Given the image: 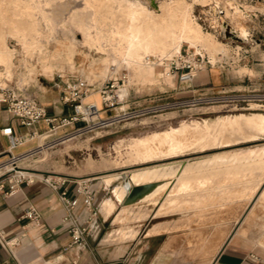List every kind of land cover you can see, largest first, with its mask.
<instances>
[{"label": "rangeland", "instance_id": "374dc122", "mask_svg": "<svg viewBox=\"0 0 264 264\" xmlns=\"http://www.w3.org/2000/svg\"><path fill=\"white\" fill-rule=\"evenodd\" d=\"M229 1L0 0V52L3 51L0 54L8 52L14 56L11 61V78L1 79L0 88H11L53 113L65 108L66 114L72 113L63 104L69 87H89L91 94L83 102L102 109L99 118L107 121L106 127L61 144L56 143L57 136L44 133L38 140V148L21 155L18 154L23 150L21 148L14 152V156L19 159L15 170L30 175L90 180L91 185L98 183L99 189L102 187V178L106 176L107 186L111 188L108 189V197L112 196V190L116 194L111 203L120 204L122 212L135 214V219L142 220L126 224L142 232L140 242L128 244L135 245L129 249L133 250L134 257L145 255L151 263L167 260L190 263L201 261L208 264L227 238L234 232L241 233V230V234L258 247L257 250L261 253L264 251V205L258 202L264 194V132L246 124L244 120L239 121L231 128L239 134L240 140L224 139L209 146L221 133H227L228 129L218 128L215 124L209 129L205 126V122L211 123L222 118L234 121L239 115H264V14H246L248 34L242 36L237 33L248 43L244 45L234 42L222 34L223 22L234 29L232 13L226 9ZM248 2L253 5L264 4V0H237L238 6ZM85 8L88 9L83 10ZM144 10L156 21L152 23L151 18L142 15ZM168 11L171 15L164 20L165 24L173 28L175 39L179 37L178 30L186 19L209 37L210 40L207 37L201 47L202 52H195L183 42L181 53L176 55L173 53V41L167 42L164 29L160 31V28L156 33L155 22L162 21V16ZM74 12L85 14L89 24L100 15L98 20L103 36L106 37L111 30L134 31L132 34L138 36L143 44L151 33L168 43L170 46L167 52L172 55L168 70L170 81L145 84L133 79L126 85L127 99L124 100L126 96L121 98L119 90L124 85L122 81H125L121 71H108L100 55L83 46L82 33L71 23ZM46 20L49 21L51 31ZM116 26H119L118 29ZM151 46L144 50L148 54L153 52L146 56L154 61V53L161 55L162 50L155 45ZM70 48L76 51L72 59H75L79 71L56 72L53 79L44 76L41 72L42 60L66 59V55H70ZM182 52L185 55L189 53L204 57L205 66L202 71L209 70L221 76L223 73L224 86L216 89L200 86L199 74L194 83H181L171 66L172 59L181 57ZM82 56L87 59L81 65ZM91 73H96V77ZM87 78H92L94 82H87ZM107 82H120L114 94L124 100H119V106L111 110L104 109L102 102L101 88ZM253 97H257L260 102H253ZM237 99L240 101L237 102ZM68 108L70 111H66ZM84 126L81 123L62 128L58 135ZM173 138L184 140L187 148L177 155L147 161L143 159L148 148L159 147L162 143L166 145ZM5 168L12 170L14 167L6 164ZM133 174L139 176V180L147 174L152 175L149 182L144 184L143 192L142 185L126 191L125 197L139 199L132 205H126L124 199L117 195L116 188L124 185L123 176L128 179ZM109 179L112 181L109 182ZM166 201L169 203L168 210L164 209ZM131 207L138 212L131 211ZM114 220L115 217L111 223ZM167 223L174 224V228L146 237L145 230L151 225Z\"/></svg>", "mask_w": 264, "mask_h": 264}, {"label": "crops", "instance_id": "0c3cea01", "mask_svg": "<svg viewBox=\"0 0 264 264\" xmlns=\"http://www.w3.org/2000/svg\"><path fill=\"white\" fill-rule=\"evenodd\" d=\"M198 82L200 86L211 89L221 88L225 84L223 73L221 76L220 73L209 70L199 73ZM64 109L54 113L47 110L50 115L66 116L68 112L65 114ZM6 128H12L16 136L27 140L21 147L23 150L18 153L20 155L39 147V139H29L32 132L42 135L49 129L45 123H40L35 130H27L6 107L0 106V164L7 161L10 148L8 137L2 133ZM54 177L58 178L56 180L65 181L66 185L53 190L41 177H36L33 184L19 186L12 196L0 193V231L5 232L7 243L5 248L0 244V264H206L201 261L190 263L167 260L151 263L145 255L134 257L133 250L129 248L135 245L128 244L140 242L142 232L126 224L142 220L135 219V214L122 212L120 204L111 203L116 194L112 190V196L108 197V189L111 188L107 186L106 176L100 182V189L97 187L98 183L92 185V203L87 202V193H78L79 185L87 180ZM65 189L68 190L71 200L78 201L74 217L78 225L88 230L86 246L72 245L69 223L64 222L67 210L61 194ZM258 202L264 205V194ZM31 207L39 213V222L26 219V212ZM134 207L130 210L138 212ZM97 211L99 212L94 215ZM114 217L115 220L111 223ZM117 226L119 227L115 228ZM172 228L174 224L169 223L151 225L145 230L146 237ZM241 233H232L208 264H258L252 256L264 262V251L261 253L257 250L258 247L251 239ZM261 243L263 244L262 241Z\"/></svg>", "mask_w": 264, "mask_h": 264}, {"label": "bare ground", "instance_id": "6f19581e", "mask_svg": "<svg viewBox=\"0 0 264 264\" xmlns=\"http://www.w3.org/2000/svg\"><path fill=\"white\" fill-rule=\"evenodd\" d=\"M96 1V0H95ZM249 1V0H246ZM19 2V1H18ZM31 2V0H30ZM33 2V1H32ZM35 4V3H34ZM87 4V3H86ZM48 5V4H47ZM33 6V5H32ZM36 6V5H35ZM85 6V5H84ZM90 7V6H89ZM36 8H39L36 6ZM172 8V7H171ZM29 9H31L29 7ZM35 9V8H34ZM88 9V8H87ZM86 8L83 10H87ZM95 9V8H94ZM98 9V8H97ZM226 9L227 11H231L232 13V19L231 22L234 26V31L237 33H241L242 36H244V34H248V32H246V23H245V15L246 14H251V15H256L257 13H261L264 14V4H258V5H253V4H249L248 3H244L241 4V6H238L237 4V0H230L228 2V4L226 5ZM22 10V9H21ZM24 10V9H23ZM38 10V9H37ZM96 10V9H95ZM170 10V8H169ZM176 10V9H175ZM174 10V11H175ZM36 11V10H35ZM40 11V10H39ZM34 12V11H33ZM87 12V11H86ZM94 12V11H93ZM143 12V11H142ZM187 12V11H186ZM27 13V12H26ZM45 13V12H44ZM144 16H146V18L148 19H152L151 14L148 11L143 12ZM185 13V12H184ZM21 14V13H20ZM95 14V13H94ZM130 14V13H129ZM128 14V16H129ZM165 15L162 16V21L160 22H155V30L156 33L159 31L158 29H160V31L162 29H164L163 31L166 34L167 37V42L169 41H173L172 43V48H173V53H175L176 55L181 53V49H182V43L186 42L189 45L190 49L195 50V52H202L201 51V47L203 45V43L207 40V37L205 35V33L201 30V28L199 27H195L192 25V23L189 21V19L184 20V22L181 24L180 28H179V39H175V33L174 30L171 26H168L167 24H165V18L167 16H170L171 13L168 11V13H164ZM34 15V14H32ZM37 15V14H36ZM182 15V14H181ZM190 15V14H189ZM26 16V15H25ZM42 16V14H41ZM40 16V17H41ZM47 16V15H46ZM72 16V15H71ZM89 16V15H88ZM92 16V15H91ZM100 16V15H99ZM99 16L93 20L92 24H89L86 20L85 14H73L72 18H71V23L76 27L77 30H79L82 35H83V46L89 48L90 50H94L96 53H98L100 55V57L104 60L107 70L111 71L112 69L116 70H120L121 71V76L125 79V84L120 87L119 90V95L120 97L124 98L127 95V84H130L132 82L133 79H137L138 81H142L145 84H157V83H161V82H168L170 81V77H169V66H170V61L172 58V55L169 54V52H167V49L169 48V44L166 42H163L161 40L158 39V37L151 33L150 37L148 38V40H146V43L143 44V42L141 41V39L138 36H134L132 33L134 32H127V31H115V30H111L110 31V35L108 37L103 36V31L101 29V23H99ZM102 16V15H101ZM173 16V15H172ZM35 17V16H34ZM44 17V16H43ZM95 17V16H94ZM45 18V17H44ZM89 18V17H88ZM101 18V17H100ZM132 18V16H131ZM169 18V17H168ZM177 18V17H175ZM185 18V17H184ZM28 19V18H27ZM147 19V20H148ZM157 19V18H156ZM160 20V18H158ZM165 19V20H164ZM179 19V18H177ZM33 20V18H32ZM152 19V23H153ZM174 20V19H172ZM181 20V19H180ZM183 20V19H182ZM4 21V20H3ZM19 21V20H18ZM101 21V20H100ZM146 21V19H145ZM144 21V22H145ZM156 21V20H155ZM192 21V20H191ZM42 22V21H41ZM47 23V26L49 28V30L51 31V27L50 24L48 23L49 21H45ZM44 22V23H45ZM147 22V21H146ZM150 22V23H151ZM174 23L175 20L173 21ZM194 22V20H193ZM51 23V22H50ZM67 23V22H66ZM118 23V22H117ZM143 23V22H142ZM170 23V22H169ZM173 23V24H174ZM181 22H179L178 24H180ZM43 24V23H42ZM172 24V25H173ZM46 25V24H45ZM52 25V24H51ZM115 25V24H113ZM142 25V24H141ZM35 26V25H34ZM112 26V25H111ZM150 26V25H148ZM154 26V25H153ZM43 27V26H42ZM117 27V26H116ZM119 27V26H118ZM117 27V29H118ZM141 27V26H140ZM113 28V27H112ZM143 28V27H142ZM149 28V27H148ZM116 29V28H115ZM122 29V28H120ZM139 29V28H138ZM141 29V28H140ZM175 29V28H174ZM14 30V29H13ZM128 30V29H127ZM142 30V29H141ZM158 30V31H157ZM38 31V30H37ZM149 31V30H147ZM154 31V30H153ZM162 31V32H163ZM39 32V31H38ZM46 32V31H45ZM105 32V30H104ZM139 32V31H138ZM136 32V33H138ZM146 32V31H145ZM152 32V31H150ZM149 32V33H150ZM142 33V32H141ZM155 33V31H154ZM237 33V34H238ZM163 34V35H165ZM53 35V34H52ZM138 35V34H137ZM145 36V34H144ZM143 36V37H144ZM45 37V36H44ZM141 37V36H140ZM146 37V36H145ZM246 37V36H245ZM56 38V37H55ZM147 38V37H146ZM209 39V37H208ZM26 40V39H25ZM145 40V39H144ZM177 40V41H176ZM210 40V39H209ZM62 42V41H61ZM63 43V42H62ZM41 44V43H39ZM64 44V43H63ZM81 44V45H82ZM68 45V44H67ZM72 45V44H71ZM151 45H155L156 47H159V49L162 50V54L158 55L156 53H154L153 56H155V60L151 61L148 56H146V54H148L147 52H145L144 49H146L148 46ZM219 45V44H218ZM66 46V45H65ZM206 46V45H205ZM208 46V45H207ZM214 46V45H213ZM26 47V46H25ZM152 47V46H151ZM221 47V46H220ZM224 47V46H223ZM222 47V50H223ZM74 48V47H73ZM206 48V47H205ZM4 49V48H3ZM71 49V48H70ZM156 49V48H155ZM204 49V48H203ZM213 49V48H212ZM153 50V49H152ZM209 50V49H208ZM142 51V53H140ZM147 51V50H146ZM216 51V50H215ZM17 52V51H16ZM15 52V53H16ZM20 52V50H19ZM24 52V51H23ZM21 52V53H23ZM43 52V51H42ZM81 52V51H80ZM89 52V50H88ZM152 52V51H151ZM0 53H3L0 52ZM18 53V52H17ZM36 53V52H35ZM53 53V52H52ZM61 53V52H60ZM76 53V51L74 49L70 50V55H66V59L62 58L61 60H55L52 59L50 61L47 60H42L41 64V72L44 76H47L49 78H54V74L56 72H58L59 74H61L62 72H75L77 71V67L75 64V59H72L74 57H72L74 54ZM86 53V52H84ZM90 53V52H89ZM153 53V52H152ZM151 53V54H152ZM216 53V52H214ZM218 53V52H217ZM25 54V53H24ZM28 54H30L28 52ZM83 54V52H82ZM148 54V55H151ZM160 54V53H159ZM16 55V54H15ZM55 55V54H53ZM79 55V54H78ZM95 55V54H94ZM21 56V55H20ZM36 56V55H35ZM64 56V55H63ZM181 56V55H180ZM14 56L11 53H6L5 55L0 54V80L7 78L10 79L11 78V61L12 58ZM34 57V56H33ZM39 57V56H38ZM50 57V56H49ZM57 57V56H56ZM55 57V58H56ZM95 57V56H94ZM24 58V57H23ZM36 58V57H34ZM41 58V57H40ZM39 58V59H40ZM176 58H180V57H174L172 59V62L174 60H176ZM215 58V57H214ZM38 59V60H39ZM43 59V58H42ZM87 58H85L84 56L81 57V65L86 61ZM90 60V59H89ZM33 61V60H32ZM14 63V62H13ZM80 63V62H79ZM102 63V62H101ZM89 65V64H88ZM13 66V65H12ZM14 68V67H13ZM96 68V67H95ZM99 68V67H98ZM103 68V67H102ZM80 69V68H79ZM172 69V68H171ZM86 70V69H85ZM84 70V71H85ZM31 71V70H30ZM79 71V70H78ZM77 71V72H78ZM106 71V72H108ZM90 72V71H89ZM105 72V73H106ZM114 72V73H115ZM104 73V74H105ZM86 74V73H85ZM93 74V73H91ZM96 74V73H94ZM93 74V76H95ZM110 74V73H109ZM108 74V75H109ZM89 75V73H88ZM34 76V75H32ZM92 76V77H93ZM96 77V76H95ZM98 77V76H97ZM197 77V74L195 75V78ZM108 78V77H106ZM99 81V80H98ZM87 82L89 83H93L94 81L92 80V78H87ZM166 84V83H165ZM170 84V83H169ZM2 85V84H1ZM190 85V84H188ZM5 88V87H3ZM103 102V99H102ZM98 109L99 107L96 106ZM257 114V113H256ZM261 114V113H260ZM245 121L246 124H251L252 126H255V128L259 129L260 131L264 132V115L263 116H252V115H239V117H236L234 119V121H228L226 119H218V121H213L211 123L209 122H205V126L206 129H209L213 124H215L218 128L220 127H227L228 131L227 133L223 134L221 133V135H219L218 137H216V139L209 144V146H213L218 142L223 141L224 139H227L228 141H236V140H240V136L239 134L234 131L231 126L233 124H238L239 121ZM198 128V126H197ZM221 129V128H220ZM236 130V129H235ZM248 134V133H247ZM177 135V134H176ZM246 139V138H245ZM27 141V140H26ZM153 143V142H152ZM167 143H169L168 147ZM157 146L148 148L146 150V152L143 155V159L144 160H150V159H154V158H160V157H165V156H170V155H177L180 153V151H183L184 149L187 148V144L184 142V140H180V139H169L168 142H166L163 144H159ZM104 162L106 163L107 161L104 160ZM232 165V164H231ZM250 165V164H249ZM6 169V168H5ZM191 169V168H190ZM158 172V171H157ZM219 172V171H218ZM217 172V173H218ZM147 173V172H146ZM192 173V172H191ZM212 173V172H211ZM220 173V172H219ZM257 173V172H256ZM175 174V173H174ZM177 174V173H176ZM214 174V173H213ZM140 175V174H139ZM152 174H147L145 176H142V179L139 180V176L137 175H130L129 178L127 179L126 177H122V180L124 182V185L122 187L117 186L116 188V193L117 195L121 198L124 199L125 204L126 205H132L134 202L138 201L139 199H135V198H129V197H125L126 191H130L131 187H139L140 185H142V192L144 191V184L149 182V179L151 177ZM189 175V174H188ZM210 175V174H209ZM157 176V174H156ZM159 176V175H158ZM199 176V175H196ZM264 176V173H263ZM200 177V176H199ZM160 179V178H159ZM109 182L112 181V179L108 180ZM159 181V180H158ZM182 181V180H181ZM180 181V182H181ZM161 182V181H160ZM157 184V183H156ZM173 184V183H172ZM149 185V184H147ZM151 185V183H150ZM170 185V184H169ZM146 186V185H145ZM169 187V186H168ZM223 187V186H221ZM148 189V188H147ZM167 189V188H166ZM173 189V188H172ZM168 190V189H167ZM171 190V189H169ZM161 191V190H160ZM176 191V190H175ZM148 192V191H147ZM151 192V191H150ZM171 192V191H169ZM140 193V192H139ZM156 195V192H154ZM159 193V192H158ZM157 193V194H158ZM166 192H164V194H166ZM142 194V193H141ZM147 194V193H146ZM173 194H175L173 192ZM189 194V193H188ZM192 194V193H191ZM154 195V196H155ZM170 195V194H169ZM150 196V194H149ZM153 196V195H151ZM150 196V197H151ZM158 196V195H157ZM160 196V195H159ZM131 197V196H130ZM163 197V196H162ZM161 197V198H162ZM141 198V197H140ZM149 198V197H148ZM153 198V197H152ZM151 198V199H152ZM146 199V198H144ZM165 210L169 209V203L166 201L165 206H164Z\"/></svg>", "mask_w": 264, "mask_h": 264}, {"label": "built area", "instance_id": "2783aa9c", "mask_svg": "<svg viewBox=\"0 0 264 264\" xmlns=\"http://www.w3.org/2000/svg\"><path fill=\"white\" fill-rule=\"evenodd\" d=\"M205 66V58L202 56L184 54L182 52L180 58H176L172 62V72L179 76L180 82L184 84H192L196 80L195 75L199 74ZM125 84V81H122ZM120 82L117 84L112 82L105 83L101 88V95L103 99V108L107 110L115 109L119 106L121 100L120 97H116L114 94L115 89L118 88ZM89 87L75 86L69 87L68 94L63 98V104L68 106L72 113H68L66 116H54L48 113L46 107L37 103L35 100H31L27 97L17 94L11 88H0V106H4L18 120L19 124L27 130H35L36 126L40 123H45L49 129L47 133L51 136H57L56 143L61 144L71 141L78 136L85 133H93L95 130L104 128L107 126V121L100 117L102 109H98L95 105L85 104L83 101L89 94H91ZM120 100V101H119ZM253 102L259 103L257 97L251 98ZM240 99H237L239 102ZM255 106V105H254ZM258 107V105H256ZM68 110L70 111V109ZM99 120L98 123L95 121ZM85 124L84 127L65 133L64 135H58V131L65 127L76 126L79 124ZM2 133L8 137L10 148L7 153L8 160L0 164V193H4L6 196H12L18 191V187L23 184H33L36 177H41L42 181L49 185L53 190H58L61 186H65L66 182L56 180L54 176L27 174L22 171H16L17 157L14 156V152L21 148L26 140L24 137L16 136L12 128H6ZM42 135H38L36 132H32L29 135V139H39ZM10 164L14 168L12 170H6L5 165ZM92 181L87 180L82 185H79L78 193H87L86 199L88 203H92L94 195L92 193ZM61 197L66 205L67 216L64 222L69 223V234L72 238V245L74 246H86L88 230L86 227L78 225L75 217L74 210L78 205L77 200H71L68 197V190L65 189ZM99 211L94 212L96 215ZM26 219L31 222H39L41 217L37 210L31 207L26 212ZM5 232L0 231V244L3 248L7 246L5 239ZM252 258L258 262V264H264L258 257L252 256Z\"/></svg>", "mask_w": 264, "mask_h": 264}, {"label": "water", "instance_id": "95a60500", "mask_svg": "<svg viewBox=\"0 0 264 264\" xmlns=\"http://www.w3.org/2000/svg\"><path fill=\"white\" fill-rule=\"evenodd\" d=\"M222 28H223L222 34L225 35L227 39H231L234 42L244 45L248 43V40L242 39L241 37L238 36V34L233 30L230 24L223 22ZM258 42L260 43V41Z\"/></svg>", "mask_w": 264, "mask_h": 264}]
</instances>
